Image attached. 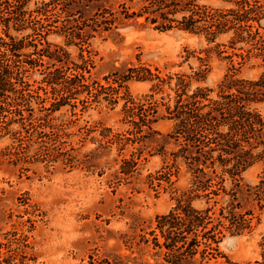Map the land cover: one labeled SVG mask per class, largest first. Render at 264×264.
Instances as JSON below:
<instances>
[{
    "label": "rangeland",
    "instance_id": "1",
    "mask_svg": "<svg viewBox=\"0 0 264 264\" xmlns=\"http://www.w3.org/2000/svg\"><path fill=\"white\" fill-rule=\"evenodd\" d=\"M41 1L48 0H31L30 8ZM125 2L130 11H138L143 0ZM194 4L201 9L232 6L222 0H195ZM47 16L51 23L66 15L55 9ZM50 29L47 41L38 48L57 49L69 65L91 59L92 80L105 84L103 78L115 70L139 65L173 78L162 91L152 90L149 81L137 80L128 81L119 91L135 102H150L156 111V120L139 131L125 119L123 99L112 103L103 94L99 102L84 107L79 102L73 111L70 105L55 110L46 99L50 93L43 82L44 66L23 71L29 94L0 118V264H258L264 209H254L250 226L240 233L219 227L222 232L215 234L214 249L207 250L203 262L200 251L196 261H188L185 221L171 228L169 235L179 232L181 240L170 248L158 246L164 240L159 217L167 215L171 221L176 197L188 190V156L182 152L188 143L182 133L176 134V122L166 112L174 103L175 78H185L187 94L197 86L216 89L230 66L227 55L235 64L239 60L233 53L240 52L241 43H228L232 32L208 43L204 34L176 26L160 30L143 17L127 19L88 41H66L57 28ZM206 48H212L208 56ZM43 63L47 65L46 57ZM260 63L251 57L236 75L256 79L263 70ZM199 67H205L204 77L188 85V74ZM146 96L152 99L145 100ZM209 96L214 97L215 91ZM106 98L111 99L110 94ZM255 107L264 116V103ZM131 151L135 159L141 151L137 165L123 162ZM259 172L254 165L242 177L252 184ZM193 206L204 204L193 201Z\"/></svg>",
    "mask_w": 264,
    "mask_h": 264
},
{
    "label": "trees",
    "instance_id": "2",
    "mask_svg": "<svg viewBox=\"0 0 264 264\" xmlns=\"http://www.w3.org/2000/svg\"><path fill=\"white\" fill-rule=\"evenodd\" d=\"M222 1L232 6L226 10L201 9L194 4L195 0H143L138 11H130L125 0H48L34 2L32 8L31 0H0V118L5 117L3 113L9 106L18 105L29 94L30 89L22 80L23 71L44 66L43 82L48 87L46 92L50 93L46 99L49 98V106L55 110L70 105L73 111L77 103L84 107L87 102H99L104 94L103 98L112 103L123 99V115L137 130L156 120V111L150 102H135L126 93L119 95V91L130 80L149 81L152 90L162 91L170 86L173 77H162L139 65L123 72L115 70L110 77L103 78L105 84L92 80L88 68V64H93L91 59L83 58L80 64L69 65L57 49L38 48V44L47 41L52 26L66 41H88L103 31H112L127 19L136 21L137 17H143L160 30L176 26L190 33L204 34L208 43L228 32H232L229 44L241 43L240 52L233 53L239 58L236 64L227 55L230 66L216 89L197 86L187 94L185 78H175L174 103L166 107L167 114L176 122V134L182 133L188 143V149L182 152L188 156L189 177L188 190L176 197L175 206L169 212L172 220L167 221L170 218L167 215L159 217L164 240L157 244L170 248L171 243L181 240L179 232L175 237L169 235L171 228L185 221L188 261H196L195 254L200 251V262H203L209 254L207 250L214 249L211 243L216 241L215 234L222 232L219 227L240 233L250 226L254 209H264V116L255 107L264 103V32L261 31H264L261 25L264 0ZM55 9L66 16L50 23L47 15ZM232 45L229 46L234 48ZM26 48L31 51L25 52ZM205 51L208 56L212 48ZM45 57L47 65L43 63ZM251 57L261 61L263 70L256 79L238 77L236 71ZM198 59L205 61L203 57ZM205 71V67H199L188 74V85L192 79L203 78ZM212 91H215L214 97L209 96ZM108 94L111 99L106 98ZM151 99L148 96L145 100ZM17 115L22 116L19 111ZM133 155L131 151L123 162L137 165L141 151L137 159ZM254 165L259 166L260 172L257 181L251 184L244 181L242 173ZM122 172L126 173L124 169ZM193 201L203 203V208L193 206ZM261 256L256 263L264 264V244Z\"/></svg>",
    "mask_w": 264,
    "mask_h": 264
}]
</instances>
